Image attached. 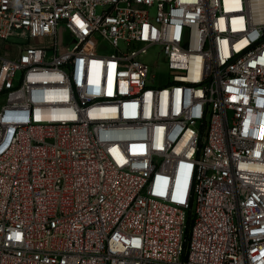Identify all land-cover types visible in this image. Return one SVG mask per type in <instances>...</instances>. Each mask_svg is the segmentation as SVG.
I'll list each match as a JSON object with an SVG mask.
<instances>
[{
	"label": "built area",
	"instance_id": "1",
	"mask_svg": "<svg viewBox=\"0 0 264 264\" xmlns=\"http://www.w3.org/2000/svg\"><path fill=\"white\" fill-rule=\"evenodd\" d=\"M0 264H264V0H0Z\"/></svg>",
	"mask_w": 264,
	"mask_h": 264
},
{
	"label": "rangeland",
	"instance_id": "2",
	"mask_svg": "<svg viewBox=\"0 0 264 264\" xmlns=\"http://www.w3.org/2000/svg\"><path fill=\"white\" fill-rule=\"evenodd\" d=\"M96 11H97L98 13L102 12V7H101V6H98L97 9H96ZM146 59H147V61H148L149 63H153V62L155 61V59H156V56L151 52V53L146 57Z\"/></svg>",
	"mask_w": 264,
	"mask_h": 264
},
{
	"label": "clouds",
	"instance_id": "3",
	"mask_svg": "<svg viewBox=\"0 0 264 264\" xmlns=\"http://www.w3.org/2000/svg\"><path fill=\"white\" fill-rule=\"evenodd\" d=\"M179 177H180V176L177 177V182H179Z\"/></svg>",
	"mask_w": 264,
	"mask_h": 264
}]
</instances>
